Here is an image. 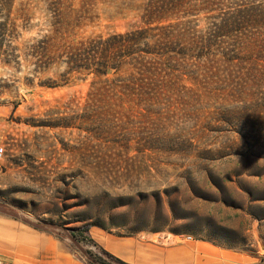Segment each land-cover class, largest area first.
Listing matches in <instances>:
<instances>
[{
  "label": "rangeland",
  "instance_id": "obj_1",
  "mask_svg": "<svg viewBox=\"0 0 264 264\" xmlns=\"http://www.w3.org/2000/svg\"><path fill=\"white\" fill-rule=\"evenodd\" d=\"M146 1L0 0V209L66 241L85 259L99 250L77 245L72 235L99 221L116 235L202 239L264 264V87L251 91L261 103L255 119L217 121L210 114L223 110L219 102L205 105L198 121L184 117L193 108L179 107L170 120L134 124L136 139L152 137L156 150L131 151L97 181L93 159L111 160L121 134L97 131L82 117L93 112L85 99L91 78L72 75L66 83L57 50L53 60L30 55L40 41L73 45L125 32L139 23ZM207 16L164 24L193 21L201 30ZM80 168L84 177L72 181ZM63 175L66 205L58 200Z\"/></svg>",
  "mask_w": 264,
  "mask_h": 264
},
{
  "label": "trees",
  "instance_id": "obj_2",
  "mask_svg": "<svg viewBox=\"0 0 264 264\" xmlns=\"http://www.w3.org/2000/svg\"><path fill=\"white\" fill-rule=\"evenodd\" d=\"M141 10L139 23L125 32L73 45L40 41L29 48L37 61L53 60L52 54L57 50L56 60L66 65V83L72 75L85 81L91 78L85 99L93 112L82 117L91 118L97 131L121 134V141H115L119 147L110 155L111 160L107 155L93 159L97 181L109 173L111 164L127 161L131 151L141 156L156 150L157 141L152 137L136 139L140 135L133 129L136 123L170 120L178 115L172 109L179 107L185 111L193 108L195 112H186L184 117L198 121L205 105L212 107L219 102L223 110L210 114L217 121L255 119V107L261 105L252 99L251 91L264 87V0H147ZM202 13L210 16L205 18L207 25L201 30L191 24L193 21L164 24ZM79 162H86L83 154L79 155ZM82 177L84 170L80 168L72 181ZM58 180L65 185V189L58 191V200L66 205L69 199L62 196L67 193V176ZM102 191L104 197L114 199L109 192ZM94 226L112 233L104 223L96 221L72 235L77 245L99 250L86 252V261L127 264L90 236H84Z\"/></svg>",
  "mask_w": 264,
  "mask_h": 264
},
{
  "label": "crops",
  "instance_id": "obj_3",
  "mask_svg": "<svg viewBox=\"0 0 264 264\" xmlns=\"http://www.w3.org/2000/svg\"><path fill=\"white\" fill-rule=\"evenodd\" d=\"M88 236L127 264H263L249 253L202 239L118 236L95 226ZM0 258L24 264H89L66 241L1 209Z\"/></svg>",
  "mask_w": 264,
  "mask_h": 264
},
{
  "label": "built area",
  "instance_id": "obj_4",
  "mask_svg": "<svg viewBox=\"0 0 264 264\" xmlns=\"http://www.w3.org/2000/svg\"><path fill=\"white\" fill-rule=\"evenodd\" d=\"M3 155H4V148H0V157H2ZM188 238L190 239L191 237H188ZM0 264H24V263L7 262L0 258Z\"/></svg>",
  "mask_w": 264,
  "mask_h": 264
}]
</instances>
